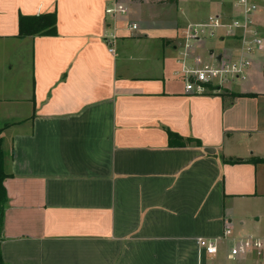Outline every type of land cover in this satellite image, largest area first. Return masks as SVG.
Returning a JSON list of instances; mask_svg holds the SVG:
<instances>
[{
    "label": "crops",
    "instance_id": "obj_1",
    "mask_svg": "<svg viewBox=\"0 0 264 264\" xmlns=\"http://www.w3.org/2000/svg\"><path fill=\"white\" fill-rule=\"evenodd\" d=\"M159 1L114 18L115 0H0L4 264H210L197 242L227 225L264 237V164L251 162L264 159V53L229 88L255 97L188 93L184 67L214 66L238 44L205 39L185 58L186 28L226 15ZM53 13L57 35L19 37L21 16Z\"/></svg>",
    "mask_w": 264,
    "mask_h": 264
},
{
    "label": "built area",
    "instance_id": "obj_2",
    "mask_svg": "<svg viewBox=\"0 0 264 264\" xmlns=\"http://www.w3.org/2000/svg\"><path fill=\"white\" fill-rule=\"evenodd\" d=\"M233 14L229 18L217 16L207 22L191 24L184 32V57L190 59L194 46L205 39H232L239 41L241 59L221 58L214 66L184 67L180 77L185 82L188 93L203 94L206 88L224 85L230 81L245 82L254 58L264 53V36L253 18L264 8V0H231ZM127 8L121 0L106 10L111 17L125 15ZM138 31L133 24L128 28ZM116 37L106 35L105 42L114 45ZM114 53L113 49L109 51ZM199 250L210 260V264H264V237L255 234H236L232 226L227 225L223 235L216 239H200Z\"/></svg>",
    "mask_w": 264,
    "mask_h": 264
},
{
    "label": "rangeland",
    "instance_id": "obj_3",
    "mask_svg": "<svg viewBox=\"0 0 264 264\" xmlns=\"http://www.w3.org/2000/svg\"><path fill=\"white\" fill-rule=\"evenodd\" d=\"M123 4H127L129 3L130 1H136L137 0H121ZM159 2H161L162 4H169L172 6V8H179V9H183L186 14L191 12V13H194L196 15H204L208 10L209 8V5L211 6H217L219 8L220 11H217L220 15H226L225 18H229L230 16H232L233 14V8H232V4H231V8L229 7L228 3L225 4L224 3V0H179L178 2V5L174 4V3H171L170 0H160ZM181 3V4H180ZM168 7V6H167ZM231 10V12H230ZM224 12V13H222ZM253 22L255 24V26L259 27V28H262L264 29V10L262 13L256 15L254 18H253ZM210 40H213V39H210ZM220 40V39H219ZM232 40V39H231ZM235 44H238V49H240V44H239V41L237 40H233ZM226 58H228L229 60H239L241 59V53H238L237 56L233 57L231 56L230 53H228V55L226 54L225 55ZM260 55L256 56L253 61V65L251 67V69L248 71V75L250 74L251 75V70L257 68L258 65H256V59L259 58ZM26 72L25 74L22 76V66L20 67V71H21V77H20V85L21 86H24V89L26 92H31L32 91V65H30V63L27 61L26 62ZM250 77V76H249ZM258 79H260V82H264L263 80V77L262 75L261 76H258ZM235 84H241V82H237V81H230L229 83L227 84H224V85H219L218 82H216V85H212L210 86V88H206V90H211V91H214V90H217L219 89V91H221V93L223 94H229L231 91L229 90V88L231 89V86H233V90L234 91H240L242 88H239V86L235 85ZM246 83H244L245 85ZM249 84H251V81L249 82ZM252 84L256 85V82H253ZM248 85V83L246 84ZM208 92V91H207ZM231 94V93H230ZM2 139V138H1ZM1 150L4 152L5 156H4V160H5V167H6V161H7V158H8V155L6 154V150L4 148V145H3V140H2V145H1ZM5 171H6V168H5Z\"/></svg>",
    "mask_w": 264,
    "mask_h": 264
},
{
    "label": "trees",
    "instance_id": "obj_4",
    "mask_svg": "<svg viewBox=\"0 0 264 264\" xmlns=\"http://www.w3.org/2000/svg\"><path fill=\"white\" fill-rule=\"evenodd\" d=\"M171 3L177 4L179 0H170ZM57 35V15L53 14H45L39 17H20L19 20V37H33V36H55ZM264 77V70H263ZM232 98H253L255 97L253 94H231ZM0 130V233L2 230L3 219L5 214V205L7 202V191L4 186V182L6 179L10 178L11 175L7 174L5 171V160H4V152L1 150L2 139H1ZM170 144L175 146H183V142H178L177 136L170 133L169 134ZM252 163L254 164H264V159H252ZM227 164H243L245 163L243 160H236L234 162L227 161ZM0 264H4L1 253H0Z\"/></svg>",
    "mask_w": 264,
    "mask_h": 264
}]
</instances>
